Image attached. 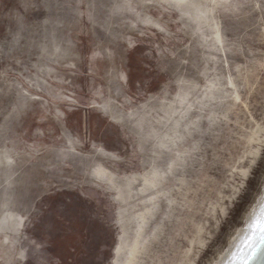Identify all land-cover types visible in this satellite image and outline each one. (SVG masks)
<instances>
[{"label": "rangeland", "instance_id": "374dc122", "mask_svg": "<svg viewBox=\"0 0 264 264\" xmlns=\"http://www.w3.org/2000/svg\"><path fill=\"white\" fill-rule=\"evenodd\" d=\"M260 124L264 0H0V264H124L156 209L138 264H213L263 193Z\"/></svg>", "mask_w": 264, "mask_h": 264}, {"label": "bare ground", "instance_id": "6f19581e", "mask_svg": "<svg viewBox=\"0 0 264 264\" xmlns=\"http://www.w3.org/2000/svg\"><path fill=\"white\" fill-rule=\"evenodd\" d=\"M144 1H158V0H144ZM164 1L167 2L168 4H173L174 6H178V5H181L183 3L185 4V3L188 2V0H164ZM249 72H250V69L245 68V66H243V65L238 66L237 74L234 77L233 82L230 83L235 88V90H236L235 93H237V94L233 98L232 97L230 98L229 94L228 95H224V96L221 97V99L219 100L220 101V106H221L220 107L221 114L228 116V114H227L228 111L229 110L231 111L232 108L234 109V107H236V105H238L237 102H239L238 100L241 99V96H240L239 91H238V87L240 85H242V83L245 80L246 81L248 80ZM216 90L217 89L215 87L211 88L209 94L211 96H215ZM210 100H214V97H211ZM227 116H225V117H227ZM213 120H214V113H213ZM215 120H216V118H215ZM217 120H218V118H217ZM260 128L264 132V126L260 124ZM258 142H261L263 144L262 146H264V134H263V136L260 135V138H259ZM260 146H261V144H260ZM257 150H258V148H257ZM258 151H256V152H258ZM98 175L101 177V179L104 182L108 183L111 187L116 189L121 195L127 196V197L131 196L130 195L131 184H133V182H136V180H137V176H131V177L127 178V181H124V179L122 177H119V176H117L115 174H111V173L107 172L104 169H101L99 171ZM158 178H159V175L156 174V173H154L153 177H151V178L145 177L146 184L144 185L143 190H147V189L150 190L151 187L153 188L155 186V184H157ZM123 186H125V188ZM129 200H131V199H129ZM174 201H176V200H174L172 198L171 202H174ZM157 211H158L157 209L155 211L148 210L147 214H143L144 215L143 224L139 226L138 238L135 240L134 244L130 248L131 250H130L128 259H127V261L124 264H138L142 254L144 253V250L146 249L147 242H149L151 240L149 236H145L146 232H145L144 228L148 224L149 220H151L153 217H155ZM171 214H172V211L169 212L168 216H171ZM263 217H264V188H263L262 195L258 198L256 203L253 205V207L249 211V213H248V215L246 217V224L243 227H240L236 231V233L230 238L228 246L219 255L218 259L213 264H233L235 259H237V257L242 252V250L245 247V245L252 239V235L256 231L259 223L261 222L260 220ZM1 221H3V215L0 216V222ZM158 230H160V229L158 228ZM143 233H145L144 234L145 238L143 236ZM139 238H144V240H145V243L141 244V245H143V247H139V245H140ZM160 244H158V245H160ZM145 252H148V250L145 251ZM142 259L144 260L143 257H142ZM142 259H141V262H142ZM160 262H163V261H160Z\"/></svg>", "mask_w": 264, "mask_h": 264}, {"label": "water", "instance_id": "95a60500", "mask_svg": "<svg viewBox=\"0 0 264 264\" xmlns=\"http://www.w3.org/2000/svg\"><path fill=\"white\" fill-rule=\"evenodd\" d=\"M252 239L245 245L233 264H264V217L260 220Z\"/></svg>", "mask_w": 264, "mask_h": 264}, {"label": "snow or ice", "instance_id": "6c2138e0", "mask_svg": "<svg viewBox=\"0 0 264 264\" xmlns=\"http://www.w3.org/2000/svg\"><path fill=\"white\" fill-rule=\"evenodd\" d=\"M238 7H239V5H238ZM261 239H264V235L261 236Z\"/></svg>", "mask_w": 264, "mask_h": 264}]
</instances>
